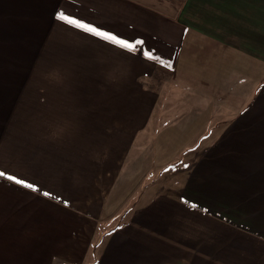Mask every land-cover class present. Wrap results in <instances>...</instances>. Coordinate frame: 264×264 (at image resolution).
I'll list each match as a JSON object with an SVG mask.
<instances>
[{"label": "crops", "instance_id": "crops-1", "mask_svg": "<svg viewBox=\"0 0 264 264\" xmlns=\"http://www.w3.org/2000/svg\"><path fill=\"white\" fill-rule=\"evenodd\" d=\"M0 172V264H264V0H0Z\"/></svg>", "mask_w": 264, "mask_h": 264}, {"label": "rangeland", "instance_id": "rangeland-1", "mask_svg": "<svg viewBox=\"0 0 264 264\" xmlns=\"http://www.w3.org/2000/svg\"><path fill=\"white\" fill-rule=\"evenodd\" d=\"M184 156L182 155L181 159ZM177 163H175V165L171 167H168L165 171H159V172L155 171L153 173H150L148 178L149 179L155 178V182L157 180L161 181V179L177 178L178 175L182 173L181 170L182 165L179 164L177 165ZM141 183H145L144 178L142 179V177L138 179L137 183L133 187L131 186L123 187V190L121 192L122 203L119 204V207L118 204L116 203L114 207H111L110 210H107L105 219L99 223V229L96 236L97 241L102 237V235L106 231L110 230V228H114L116 225H119L121 223L127 207H130L132 205L133 200H135L136 194H138L139 191H142L144 189V186H140ZM158 184H159V188L163 189V187H160L161 183L159 182ZM166 189L168 188L164 187V190Z\"/></svg>", "mask_w": 264, "mask_h": 264}, {"label": "snow or ice", "instance_id": "snow-or-ice-1", "mask_svg": "<svg viewBox=\"0 0 264 264\" xmlns=\"http://www.w3.org/2000/svg\"><path fill=\"white\" fill-rule=\"evenodd\" d=\"M58 18L61 19V20L66 21V22H68V23L76 24V25L79 26V27H85V25H83L82 23L76 21L75 19H72V18L68 17V16H67L66 14H64L63 12H60V13L58 14ZM88 30H89V31H95V29H94V28H91V27H88ZM97 34H101V33H97ZM137 43H140V42L137 41ZM126 46H127V47H134L133 45H126ZM146 55H147V54H146ZM4 175H5L4 173L0 172V176H4ZM8 179H10V180H12V181H14V182H16V183H18V184H22V185L25 184L24 181L19 180V179H17L16 177H13V176H9ZM26 186L29 187V188H32V187H33V185H31V184H27ZM45 195H50V194H49V193H45Z\"/></svg>", "mask_w": 264, "mask_h": 264}, {"label": "trees", "instance_id": "trees-1", "mask_svg": "<svg viewBox=\"0 0 264 264\" xmlns=\"http://www.w3.org/2000/svg\"><path fill=\"white\" fill-rule=\"evenodd\" d=\"M103 236V235H102Z\"/></svg>", "mask_w": 264, "mask_h": 264}]
</instances>
